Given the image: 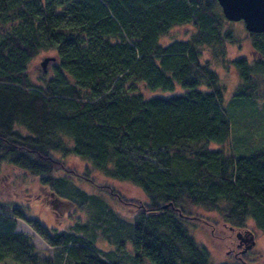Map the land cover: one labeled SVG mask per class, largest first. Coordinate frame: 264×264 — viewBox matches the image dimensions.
<instances>
[{"label":"trees","instance_id":"obj_1","mask_svg":"<svg viewBox=\"0 0 264 264\" xmlns=\"http://www.w3.org/2000/svg\"><path fill=\"white\" fill-rule=\"evenodd\" d=\"M227 23L216 0H0V165L27 172L48 192L46 201L74 205L79 215L49 231L20 205L0 203V264H210L189 229L207 221L185 206L217 212L237 233L248 221L264 233V143L257 147L251 131L263 121L248 125L241 113L256 98L264 32L246 31L258 60L229 61L241 82L232 98L243 102L228 116L224 86L203 56L204 48L225 55L224 43L235 41ZM180 25L192 31L161 44ZM48 51L58 63L32 83L27 67ZM176 86L182 94H144ZM243 133L248 141L232 151ZM55 153L130 183L145 200L77 175ZM60 170L66 175H55ZM71 176L132 216H120ZM17 220L47 243L50 258L16 231ZM99 238L107 250L95 248Z\"/></svg>","mask_w":264,"mask_h":264},{"label":"rangeland","instance_id":"obj_2","mask_svg":"<svg viewBox=\"0 0 264 264\" xmlns=\"http://www.w3.org/2000/svg\"><path fill=\"white\" fill-rule=\"evenodd\" d=\"M224 29H229L235 39L234 42L224 43L225 55L223 57H215L212 53V49L204 48L203 56L209 61L210 68L217 73L219 84L224 86L226 97L224 107L227 110L228 116H230L231 108L234 109L235 104H240L243 100L239 97L232 98L235 94L236 87H238L241 82L236 70L229 64V61L244 57L252 64L258 60V57L252 50L250 40L246 35V30L242 21L227 23ZM191 31V25L175 26L167 35H164L160 39V42L165 45L177 38H185ZM44 58L54 59L46 62L44 68H42L41 62ZM261 61L260 62L263 63V71L258 72L257 76H253L257 86L254 94L256 98L251 101H245V107L251 108L249 111L245 110V108H241V113L249 114H247V118L244 120L248 125L250 119L251 123H255L256 117H258L259 121H263V123L257 124V128H251L254 141H260L257 147H260L264 143V135L262 134L264 132V59H261ZM57 63L58 60L55 52L48 51L39 53L27 67V74L30 81L32 83H37L41 75L44 74L49 76L52 66L57 65ZM182 93L183 90L179 86H176L173 92L162 90L144 91L147 97H169L174 94ZM241 125L242 124H240V126ZM245 128L248 129L246 125ZM259 134H261L260 140ZM244 136L245 133L239 136L237 140H234V143L232 141L230 142L229 146L232 151L235 150V145L239 146L240 143L242 145L244 141H248L246 140L247 138H243ZM59 155L60 154L55 153L56 157H59ZM59 159L63 161L69 170L74 171L77 175L92 178L97 184H101V186L107 184L127 200H145L144 195L137 187L127 182H119L104 177L101 173L92 169L87 162L78 157L68 155L59 157ZM64 172L65 171L60 170L56 172L55 175H66ZM71 181L87 192H94L102 196L105 202L120 216L125 218L132 216V212L129 211L130 209L128 207L118 202L115 198L112 199L108 193L99 192L92 184L82 179H77L75 176H71ZM47 194L48 192L46 189L41 188L36 179L27 172L6 163L0 165V203H5L8 206L20 205L27 217L38 219L49 231L60 230L67 224L71 225L73 222L75 223L77 217H79L76 207L69 203L50 205L45 199L47 198ZM184 210L192 217H198L201 220L207 221H199L196 223L198 224L197 226H190L189 229L194 238L209 251L210 264H232L234 258L240 259L242 264H264V233L257 229L252 221H248L245 230L240 231L241 236H244L246 239L251 238L253 241V243H248L247 247L246 244L239 245L236 238L237 231H233L229 224L226 223L217 212L205 211L202 208L194 206H185ZM16 231L27 235L39 254L49 258L51 257V249L47 243L36 235L24 221L17 220ZM94 246L101 251H105L109 247L106 241L100 238L96 241ZM243 254L244 256H242Z\"/></svg>","mask_w":264,"mask_h":264},{"label":"water","instance_id":"obj_3","mask_svg":"<svg viewBox=\"0 0 264 264\" xmlns=\"http://www.w3.org/2000/svg\"><path fill=\"white\" fill-rule=\"evenodd\" d=\"M223 17L229 22L242 21L244 28L250 33H263L264 32V0H216ZM54 58H44L41 62L42 68L49 60ZM239 242L253 243L251 238L247 239L241 236L240 233L236 234Z\"/></svg>","mask_w":264,"mask_h":264},{"label":"flooded vegetation","instance_id":"obj_4","mask_svg":"<svg viewBox=\"0 0 264 264\" xmlns=\"http://www.w3.org/2000/svg\"><path fill=\"white\" fill-rule=\"evenodd\" d=\"M47 201H48L50 204H52V205H53V204H57V203H58V204H59V203H60V204L62 203V202H59V200H57V199H53V198H52V199H49V200H47ZM246 240H247V239H246ZM246 242H247V241H245V239H244V243L242 242L241 244H246Z\"/></svg>","mask_w":264,"mask_h":264}]
</instances>
